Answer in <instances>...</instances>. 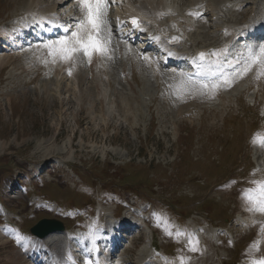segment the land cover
<instances>
[{
    "label": "rangeland",
    "instance_id": "obj_1",
    "mask_svg": "<svg viewBox=\"0 0 264 264\" xmlns=\"http://www.w3.org/2000/svg\"><path fill=\"white\" fill-rule=\"evenodd\" d=\"M155 1L170 9L168 23L175 29L170 33L177 32L181 52L216 47L227 39L219 37V27L234 31L248 21L250 11L264 14V3L257 0L243 11L231 10L239 4L236 0L222 1L220 9L216 0H203L205 6L199 7L207 13L204 18L189 15L190 6L201 0ZM24 3L29 11L54 9L52 14L65 21L55 38L27 34L22 40L10 35L16 51L0 68V215L8 220L0 219L21 232L42 218L60 220L71 232L61 235V242L56 240L62 233L51 235L47 244L59 250L71 244L69 252L79 259L89 257L91 264L94 257L107 264H253L264 259V213L251 211L249 201L258 198L264 185V134L254 137L264 130L258 125L252 130L253 110L264 116L262 69L253 66L241 75L242 67L225 79L227 84L224 80L201 88L170 76L158 62L161 52L152 54L124 41L131 59L125 60L126 75H120L122 61L115 51L111 59L97 61L93 74L82 53L70 61H54L42 47L44 42L70 37L82 18L76 0H0V28L12 33L16 23L28 18ZM213 5L223 17L214 13ZM113 43L111 34L110 48ZM251 50L260 55L254 44ZM5 53L0 50V60ZM237 53L199 61L197 68L204 73L220 71ZM142 54L157 57L156 64ZM214 84L219 86L212 89ZM180 131L188 133L181 149ZM127 163L134 168L143 165L142 176L123 180L116 167ZM229 173L235 176L230 181ZM140 179L151 180L140 192L153 203L151 213L150 202L139 205L132 193ZM9 186L17 196L11 198L5 189L2 199L3 188ZM22 186L30 191L29 200ZM39 191L49 196L48 201L38 198ZM109 191L124 196L122 212ZM87 197L96 209L81 232L76 222L80 219L71 217L67 208L87 204ZM163 210L177 215L183 225L166 220ZM116 213L127 228L117 234L122 238L120 249L109 258V246H103L109 238L102 233ZM11 234L18 236L14 230ZM14 238L0 242V264L40 262L34 257L43 248L38 246V251L35 238ZM30 247L34 262L26 253ZM165 253L177 262L169 261Z\"/></svg>",
    "mask_w": 264,
    "mask_h": 264
},
{
    "label": "snow or ice",
    "instance_id": "obj_2",
    "mask_svg": "<svg viewBox=\"0 0 264 264\" xmlns=\"http://www.w3.org/2000/svg\"><path fill=\"white\" fill-rule=\"evenodd\" d=\"M76 2L82 13V18L77 21L75 30L71 32L70 37L44 42L42 47L48 50V55L54 61L56 59L70 61L76 53H82L88 57L89 63L94 54L111 59V32L106 20L108 5L105 0H76ZM189 14L197 17L200 15L199 13ZM130 23L134 29L143 30L137 18H132ZM173 39L176 38L174 37ZM259 53L260 55L257 56L251 49L249 50V62L246 63L241 75L246 74L253 66L260 67L262 69L260 75H264V46L259 48ZM142 55L145 61L150 60L147 54ZM211 55H217V53L213 52ZM199 58L200 61H203L205 53H200ZM224 83L227 84L228 81L225 80ZM218 86L214 84L212 89ZM207 87V85H201V88ZM261 146H264V140L261 141ZM249 201L252 204L251 211L264 213V185H261L258 198L249 197ZM169 234L171 235V233ZM192 251H196V248L193 247ZM253 264H264V259L254 261Z\"/></svg>",
    "mask_w": 264,
    "mask_h": 264
},
{
    "label": "bare ground",
    "instance_id": "obj_3",
    "mask_svg": "<svg viewBox=\"0 0 264 264\" xmlns=\"http://www.w3.org/2000/svg\"><path fill=\"white\" fill-rule=\"evenodd\" d=\"M222 1H224V0H216V8H219L220 9V7H224V2H222ZM236 1H238L237 3H241V2H243V1H240V0H236ZM147 4H149V7H148V9L149 10H155V8H156V6L157 5H152V4H150V3H147ZM24 5V6H23ZM22 6H23V8L24 9H27V7H29V5L27 6V3H26V5H25V3L23 4ZM159 6H162V5H159ZM232 7L234 8H230L231 10H236V11H238L236 8H235V5H232ZM262 7L264 8V4L262 5ZM144 7H142V9H143ZM229 9V8H228ZM234 12V11H233ZM137 15H139V16H147L145 13H143V12H141L140 10H138V12L136 13ZM205 15V14H204ZM156 16V18H157V16H159V15H155ZM145 18V17H144ZM147 18V17H146ZM149 18H151V17H149ZM164 20V19H163ZM163 20L161 21V23H159V21H158V24H159V26H161V24H163L162 26H164V23H163ZM10 34H11V32H10V30L9 29H0V40H2L3 39V45H2V49H4V50H6L7 51V54H5L4 55V58H2L1 60H0V68L2 67V66H4V64L6 63V62H8V61H10V59H12L13 58V55L15 54V51H16V46L15 45H13L12 43H11V41H10V39H9V36H10ZM14 34V33H13ZM58 35V34H57ZM244 36V35H243ZM114 46H115V48L113 49L115 52H116V54L118 53L121 57H123V55H126V53H125V50H126V47L123 45H121V43H115L114 44ZM261 46H264V45H258L256 48L258 49L257 51L259 52V48L261 47ZM114 51H113V53H114ZM94 55H96V56H98L99 58H98V60L97 61H99V60H101V59H103L104 58V56H101V55H99V54H94ZM87 59H88V57H86ZM73 60V59H72ZM88 61V60H87ZM75 62H77V61H75ZM90 64V63H89ZM89 64H88V66H89ZM92 69V66H91V68L88 70V71H90ZM169 74H172V73H169ZM170 76H172V75H170ZM1 229H3V230H1L2 231V233L5 235V236H3V237H0V242H6L5 240H7V238H6V235H7V229L5 230V228L4 227H2ZM63 234V233H62ZM8 235H9V232H8ZM54 235V234H53ZM56 241H58V242H61V240L60 239H57ZM112 243H110V245H111ZM112 246V248H113V253H115V254H117L118 253V250H119V247L117 246V244H115V245H111ZM55 250V253L53 254V255H50V258H49V261L50 262H55V261H61V260H63V258H64V256H65V252H64V248H61V250H59V249H54ZM50 252H51V250H50ZM26 253H29L30 255H31V252L29 251V249H28V251H26ZM30 257V260H31V262H33V259H31V256H29ZM19 261V260H18Z\"/></svg>",
    "mask_w": 264,
    "mask_h": 264
},
{
    "label": "trees",
    "instance_id": "obj_4",
    "mask_svg": "<svg viewBox=\"0 0 264 264\" xmlns=\"http://www.w3.org/2000/svg\"><path fill=\"white\" fill-rule=\"evenodd\" d=\"M111 166L112 165L109 166L110 170H111V168H110ZM132 166H134V165L128 164L126 167L125 166L124 167H116L120 171V173L122 174L120 176L123 177V180L127 179L129 176H133L134 178H136V177L139 178L140 176H142L143 171L145 170V167L143 165H140V167H137V168H134ZM128 168H129V171H132V172H130V173L126 172V169H128ZM147 180L151 181L150 179H140V181L136 185L134 184V187H132L133 188L132 192L135 194L141 195L140 192L144 191L143 187L147 185ZM124 185L130 186V184H128V182L124 183ZM153 186H151V187H153ZM166 189H168V187H164V191ZM165 200L168 201L167 199H165Z\"/></svg>",
    "mask_w": 264,
    "mask_h": 264
},
{
    "label": "water",
    "instance_id": "obj_5",
    "mask_svg": "<svg viewBox=\"0 0 264 264\" xmlns=\"http://www.w3.org/2000/svg\"><path fill=\"white\" fill-rule=\"evenodd\" d=\"M56 230H63V226L55 221L42 220L36 226L32 227L30 232L33 235L42 238Z\"/></svg>",
    "mask_w": 264,
    "mask_h": 264
}]
</instances>
